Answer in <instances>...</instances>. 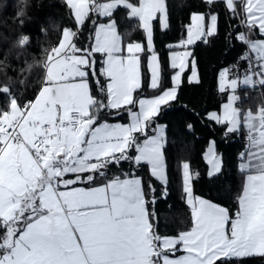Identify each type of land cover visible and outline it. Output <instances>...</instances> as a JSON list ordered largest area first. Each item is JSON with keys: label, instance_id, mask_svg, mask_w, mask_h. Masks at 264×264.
Masks as SVG:
<instances>
[{"label": "snow or ice", "instance_id": "6c2138e0", "mask_svg": "<svg viewBox=\"0 0 264 264\" xmlns=\"http://www.w3.org/2000/svg\"><path fill=\"white\" fill-rule=\"evenodd\" d=\"M204 2L208 12L191 14L186 39L175 45L183 50L168 46L171 87L163 83L154 45L153 22L162 31L169 28L166 0H63L73 26L62 29L57 45L42 50V60L18 72L7 57L0 60L3 75L14 72L21 84L30 82L25 72L40 73L36 95L23 103L9 86H0L7 100L0 106V264H229L264 258V107L242 113L236 106L241 86L264 88V0ZM218 5L238 21L240 30L230 36L243 48L237 62L220 72L219 91L230 92L222 112L206 119L221 126L225 137L246 130L238 208L233 216L194 195L192 179L199 174L183 162L190 225L163 235L152 181L163 186L159 198L166 201L167 136L156 117L162 106L178 100L185 72L191 71L189 83L199 82L188 46L206 44L218 33ZM119 9L131 24L128 35L141 31L146 45L125 41L115 15ZM25 15L17 12L21 25ZM88 24L90 35L81 43ZM16 44L27 48L30 36L19 35ZM145 53L147 87L156 93L151 98L139 95ZM123 113L129 123L107 122V116ZM204 158L210 177L222 173L214 140ZM124 163L132 171L109 175ZM143 167L152 178L147 186L135 171Z\"/></svg>", "mask_w": 264, "mask_h": 264}, {"label": "trees", "instance_id": "16d2710c", "mask_svg": "<svg viewBox=\"0 0 264 264\" xmlns=\"http://www.w3.org/2000/svg\"><path fill=\"white\" fill-rule=\"evenodd\" d=\"M0 0V60L7 57V63L17 72L26 68L27 64L43 59L42 50L51 49L57 45L64 27H72L73 19L63 0ZM169 13V28L162 31L158 22H154V45L160 56L163 67V83L171 87L169 45L173 51L182 50L175 47L181 39H186L185 25L191 23L193 13H206L208 8L204 0H166ZM23 9L26 15L21 25L17 19V12ZM219 13L218 33L209 39L208 43L196 42L190 47L192 59L196 62L199 82L189 83L191 71L185 72L178 92V100L171 102V106H162V111L156 121L166 126L167 145L164 149L167 176L168 197L160 199L163 186L153 180L156 187L159 213L158 231L163 235H176L181 230H187L190 225V210L184 202L182 191V163L188 162L193 173H198L192 179L193 193L206 198L218 205L226 207L235 214L238 203L237 198L242 191L244 177L238 170L239 154L246 148V130L240 133L229 134L225 137L224 129L206 119L213 111H220L227 102L229 92L219 91V75L221 70L230 68L240 55L243 45L231 38L240 29L237 20H229L228 14L221 5L215 9ZM120 24L119 31L124 35L125 41H136L146 45L144 34L141 31L128 32L131 24L125 19V12L119 9L115 13ZM91 24L87 25L80 38V42H87L90 35ZM44 29L45 31H41ZM21 34L30 36V44L21 49L16 44V38ZM147 53L142 55V72L144 73L145 87L139 95L142 97L154 96L156 93L148 87ZM99 67V65H98ZM4 64H0V86H9L23 103L32 99L39 88L40 73L33 69L31 74L24 75L30 82L21 84L20 76L9 71L3 75ZM243 75V69L240 71ZM11 77V79H9ZM94 86V85H93ZM240 100L237 102L242 112L247 109L257 111L264 106V88L241 87L238 89ZM7 103L6 98L0 97V106ZM107 122L127 123V113L120 116H107ZM193 130L189 131L188 125ZM215 141L216 151L222 156V173L215 176L208 175V166L205 161V152L211 141ZM132 171L129 164L122 167H113L109 175H118L122 172ZM143 178L145 186L150 179L149 170L143 167L135 170ZM171 205V208L168 207ZM219 264V262H217ZM229 264H264V258L251 257Z\"/></svg>", "mask_w": 264, "mask_h": 264}, {"label": "crops", "instance_id": "0c3cea01", "mask_svg": "<svg viewBox=\"0 0 264 264\" xmlns=\"http://www.w3.org/2000/svg\"><path fill=\"white\" fill-rule=\"evenodd\" d=\"M155 22V21H154ZM154 22H153V25H154ZM190 47L191 46H188V49H190ZM191 50V49H190ZM241 87H243V86H241ZM240 87V88H241ZM152 96H150V97H144V98H151ZM237 107H239L238 106V103H237V105H236ZM240 108V107H239ZM249 110H251V109H247L245 112H247V111H249ZM252 111V110H251ZM258 111V110H257ZM257 111H252L253 113H256ZM216 112H220V111H216ZM243 113V112H242ZM108 123H122V122H108ZM127 123H129V120H128V122ZM127 123H122V124H127ZM207 164V163H206ZM208 166V165H207ZM208 172H209V166H208ZM200 197V196H199ZM201 198H203V197H201ZM204 199H206V198H204ZM208 200V199H207ZM210 201V200H209ZM212 202V201H211ZM214 203V202H213ZM221 206V205H220ZM177 255H179V253L177 254Z\"/></svg>", "mask_w": 264, "mask_h": 264}, {"label": "rangeland", "instance_id": "374dc122", "mask_svg": "<svg viewBox=\"0 0 264 264\" xmlns=\"http://www.w3.org/2000/svg\"><path fill=\"white\" fill-rule=\"evenodd\" d=\"M183 50V49H182ZM182 50H179V51H182ZM189 51H191L190 49H188ZM191 59V57L189 58V60ZM224 70V69H223ZM222 71V70H221ZM219 83H220V75H219ZM229 94H230V92H229ZM223 107V106H222ZM222 112V108H221V110H220V112H217L218 114H220ZM210 145V144H209ZM208 148H209V146H208ZM208 148H207V150H206V152H205V154L207 153V151H208ZM218 153V152H217ZM218 155H220L219 153H218ZM206 161V160H205ZM206 163H207V161H206ZM207 165H208V163H207ZM209 166V165H208ZM210 167V166H209Z\"/></svg>", "mask_w": 264, "mask_h": 264}, {"label": "built area", "instance_id": "2783aa9c", "mask_svg": "<svg viewBox=\"0 0 264 264\" xmlns=\"http://www.w3.org/2000/svg\"><path fill=\"white\" fill-rule=\"evenodd\" d=\"M260 86H258V87H256V88H259ZM262 107H264V106H262Z\"/></svg>", "mask_w": 264, "mask_h": 264}]
</instances>
